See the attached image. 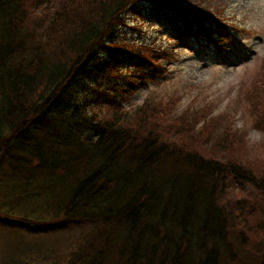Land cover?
I'll list each match as a JSON object with an SVG mask.
<instances>
[{"label": "trees", "instance_id": "obj_1", "mask_svg": "<svg viewBox=\"0 0 264 264\" xmlns=\"http://www.w3.org/2000/svg\"><path fill=\"white\" fill-rule=\"evenodd\" d=\"M211 5L0 0V169L15 175L12 193L42 183L12 194L16 202L32 201L42 187L52 220L81 227L63 251L39 249L44 257L35 262L27 257L30 233L15 230L25 244L9 264H264V160L243 152L229 113L174 115L170 100L123 112L114 95L120 67L159 70L157 53L169 47L160 41L156 52L154 44L125 41L128 17L150 8L183 37L225 47L235 25L209 18ZM258 71L244 96L264 131ZM91 102L107 105L110 116H86L80 107Z\"/></svg>", "mask_w": 264, "mask_h": 264}, {"label": "rangeland", "instance_id": "obj_2", "mask_svg": "<svg viewBox=\"0 0 264 264\" xmlns=\"http://www.w3.org/2000/svg\"><path fill=\"white\" fill-rule=\"evenodd\" d=\"M209 2L222 8L221 13L231 16L236 24L235 39L227 43V47L218 48L197 46L195 45L197 41L194 39L174 38L171 46L178 52L169 62L168 73L155 80L146 79L145 83L135 84L129 92L124 93L127 98L123 101L124 108L134 111L150 94L159 100H176L174 109L176 113H182L186 109L192 111L208 107L206 111L211 112L212 115L221 111L228 112V119L243 134L246 145L243 152L246 150L250 160H264V131L256 129V115L254 114L253 118L250 112L252 102L244 96V88L253 83L256 75L259 74L258 70L261 69L264 73V64H262L264 63V0H209ZM213 5L209 7L210 16L218 13H213V8L216 6ZM41 8L45 9L47 5L42 3ZM128 21L142 23L143 27L142 33L135 32L129 27L123 28L121 36L126 40L146 38L148 42H159L164 35L176 36V31L168 27V24L159 19V15L150 8L140 9L139 14L131 16ZM120 70L131 75L133 68L126 69L123 65ZM144 72L150 74L149 71ZM119 84L121 88L126 89L123 82L119 81ZM119 94L117 93L118 96ZM96 104L91 102L85 107L81 104L77 105L81 106L80 109L88 117L108 118L110 114L106 113L104 104ZM50 130L52 131L53 128ZM38 137L43 140H55L45 132H41ZM53 145L55 149L58 148L52 142ZM14 179L15 175L13 173L11 175L6 167L0 169V193L11 192V195L0 194V218L8 220L0 223V264H9L11 257H14V250L25 244L15 230L30 233L27 239V242L29 241L27 257L33 262L41 261V257H44L41 256L43 252L40 254L39 249L52 255L63 251L73 242L71 240L79 237L81 227L52 220L53 211L48 200L45 199V194L41 193L44 192L42 187H39L36 194H40L32 201L16 202L17 198L12 194L20 196L33 189V185L42 186V183L36 181L32 186L29 185L12 193L11 185L14 184ZM27 194L29 196V193ZM23 214L28 216L29 220L21 219L20 216ZM3 222L12 225L15 229L1 228L6 225ZM35 223L39 226V231L36 232L34 230L38 229L32 228Z\"/></svg>", "mask_w": 264, "mask_h": 264}]
</instances>
